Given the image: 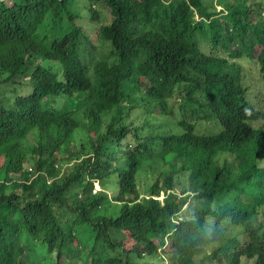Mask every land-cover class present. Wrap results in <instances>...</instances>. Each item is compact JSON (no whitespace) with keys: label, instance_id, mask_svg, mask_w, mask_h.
Wrapping results in <instances>:
<instances>
[{"label":"trees","instance_id":"trees-1","mask_svg":"<svg viewBox=\"0 0 264 264\" xmlns=\"http://www.w3.org/2000/svg\"><path fill=\"white\" fill-rule=\"evenodd\" d=\"M85 1L99 56L78 0H0V84L23 91L0 96V264H264V105L198 39L204 20L264 81V18L227 0Z\"/></svg>","mask_w":264,"mask_h":264},{"label":"rangeland","instance_id":"rangeland-1","mask_svg":"<svg viewBox=\"0 0 264 264\" xmlns=\"http://www.w3.org/2000/svg\"><path fill=\"white\" fill-rule=\"evenodd\" d=\"M220 1L221 0H214V4L219 6ZM227 1L232 2V3L243 2L245 6L251 7L250 14H252L255 20L259 19L260 17L264 18V0H227ZM77 4L78 6L76 9L80 11V16H81L80 22L86 28L85 34L89 37L90 41L93 42L95 46L97 47L98 49L97 54L99 56V54L103 51L101 50V46L97 44V33L96 32L98 30V25L91 23L88 18V12L86 9L87 2L85 0H78ZM219 8L221 9L222 7L219 6ZM261 8H263L262 11H261ZM99 10L103 12V17H106L108 20H110V11L107 8H100ZM202 22L204 23L205 29L198 32V39L201 45L203 46L204 51L208 54H213L221 58H224L229 62H234L238 64L241 74L243 75L246 82L248 83V86L252 88L253 98L255 99V101H258L259 103L262 102V104L264 105V81L262 79L261 64L258 61L250 60L246 57L238 59V60H231L229 58V54L227 53L226 49H224L223 47L214 49V45L212 43L211 31L207 25V22L204 20ZM51 26H52V19L48 17L44 25L42 26V28L39 30L38 36H40L42 39H45L47 36H49ZM86 48H87V45L84 42L83 45H81V53L84 59H85V56L83 54V51H85ZM104 59L112 61L110 54H105ZM44 64L51 65L52 62L44 60ZM55 68L58 69V67H55ZM15 86L16 85L14 84L10 86L0 84V96L5 97L6 99H12L16 97L17 95L21 94L23 92L21 90H18L17 92L12 91V89ZM82 101H84V103L86 104L88 102V99H82ZM170 107H171L174 118L179 119V117L181 116L179 99L173 98V100L170 101ZM187 107H189V105H187ZM56 108L58 109L60 108L61 112L63 113H66L68 111L75 109L72 103V99H67L64 101L61 100L57 104ZM162 121H166V120L164 119ZM204 126H205L204 124L199 125L198 128L200 130V134L204 133ZM31 144L32 145L35 144L33 141V138H31ZM153 162H157V160H149L145 162L144 164L145 168L148 169V165H153ZM96 190L99 191V188L97 187ZM109 195H113V193H109ZM178 195H180V193ZM160 199H162V197ZM258 210H259L258 214L254 217V220L258 226L264 227V204L260 205L258 207ZM42 248L44 249V251H46V248L44 246ZM34 259L36 260L35 256L33 257V260ZM151 264H158V262L152 261ZM206 264H212V262L208 261Z\"/></svg>","mask_w":264,"mask_h":264},{"label":"bare ground","instance_id":"bare-ground-1","mask_svg":"<svg viewBox=\"0 0 264 264\" xmlns=\"http://www.w3.org/2000/svg\"><path fill=\"white\" fill-rule=\"evenodd\" d=\"M94 33V32H93ZM3 89V88H2ZM2 91V90H1ZM91 103V102H90ZM218 138V137H217ZM153 171V170H152ZM142 184H144V183H142ZM43 185H44V183H43ZM41 186H42V184H41ZM41 188V187H40ZM39 189V188H38ZM40 190V189H39ZM190 190V189H189ZM198 191V190H197ZM187 192V191H186ZM193 192V191H192ZM197 193V192H196ZM198 193H199V191H198ZM204 194V193H203ZM149 196V195H148ZM146 198H148V197H146ZM112 204V203H111ZM114 205V204H113ZM116 205V204H115ZM121 205V204H120ZM21 236V235H20ZM90 239V238H89ZM163 241V240H162ZM112 242H113V240H112ZM87 243H88V241H87ZM87 243H85L87 246L89 245V244H87ZM205 246V245H204ZM83 247H85V245L83 246ZM39 262V261H38ZM40 263V262H39Z\"/></svg>","mask_w":264,"mask_h":264},{"label":"clouds","instance_id":"clouds-1","mask_svg":"<svg viewBox=\"0 0 264 264\" xmlns=\"http://www.w3.org/2000/svg\"><path fill=\"white\" fill-rule=\"evenodd\" d=\"M253 101L256 102L257 105H259V102H258V101H255V100H253ZM96 191H97V190L95 189V190H94V193H95Z\"/></svg>","mask_w":264,"mask_h":264}]
</instances>
